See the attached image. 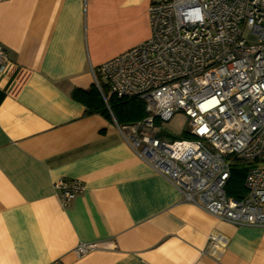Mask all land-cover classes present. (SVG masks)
<instances>
[{"label":"crops","instance_id":"0c3cea01","mask_svg":"<svg viewBox=\"0 0 264 264\" xmlns=\"http://www.w3.org/2000/svg\"><path fill=\"white\" fill-rule=\"evenodd\" d=\"M150 1L0 0V264H264V228L183 201L72 97L150 38ZM59 180L85 186L66 208ZM80 243L97 247L78 258Z\"/></svg>","mask_w":264,"mask_h":264},{"label":"built area","instance_id":"2783aa9c","mask_svg":"<svg viewBox=\"0 0 264 264\" xmlns=\"http://www.w3.org/2000/svg\"><path fill=\"white\" fill-rule=\"evenodd\" d=\"M148 16L146 42L93 70L107 104L113 96L146 104L144 120L116 123L118 131L183 201L232 225L264 228V0H151ZM10 63L0 44V76ZM178 113L193 139L155 132ZM238 161L250 166L245 196L233 199L226 187ZM54 189L66 208L85 186L59 180ZM96 247L80 243L74 252L81 258Z\"/></svg>","mask_w":264,"mask_h":264},{"label":"trees","instance_id":"16d2710c","mask_svg":"<svg viewBox=\"0 0 264 264\" xmlns=\"http://www.w3.org/2000/svg\"><path fill=\"white\" fill-rule=\"evenodd\" d=\"M103 92L105 94L108 92L107 87L103 88ZM72 97L77 102L83 104L90 114H101L119 125H128L142 121L148 115L145 102L139 99H117L113 96L107 104L96 85H93L88 91L75 90L72 93ZM164 135L172 140L193 139L188 132H183L178 136H171L165 133ZM248 166L250 164L240 161L234 165L231 180L226 187L228 197L241 199L245 196L244 179Z\"/></svg>","mask_w":264,"mask_h":264},{"label":"rangeland","instance_id":"374dc122","mask_svg":"<svg viewBox=\"0 0 264 264\" xmlns=\"http://www.w3.org/2000/svg\"><path fill=\"white\" fill-rule=\"evenodd\" d=\"M246 38L250 42H256L255 37H250L247 35ZM101 81L104 82L103 79H101ZM188 128H189L188 118L184 114L178 113L174 116V118L170 122L159 124L155 132H163L167 135L178 136L183 132H187Z\"/></svg>","mask_w":264,"mask_h":264}]
</instances>
